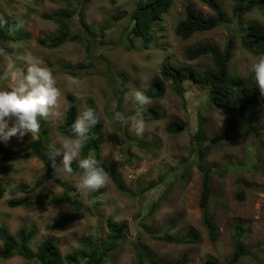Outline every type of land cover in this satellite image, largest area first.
I'll list each match as a JSON object with an SVG mask.
<instances>
[{
  "label": "rangeland",
  "instance_id": "rangeland-1",
  "mask_svg": "<svg viewBox=\"0 0 264 264\" xmlns=\"http://www.w3.org/2000/svg\"><path fill=\"white\" fill-rule=\"evenodd\" d=\"M139 1L117 0L112 5L108 0H90L83 5L80 16L75 13L69 18L72 32H83L89 42L87 39L68 41L58 48H45L37 43V39L53 36L58 24L44 18V14L61 8L77 10L79 0H0V14L18 23L30 34L28 39L4 43L5 50L0 52V74L13 63L17 67H24V58L29 56L39 59L54 71L60 97L58 105L46 120L49 149L53 144L59 146V142L66 137L57 130L65 117L66 95L71 94L77 100L78 115L87 108L86 100L91 99L102 128L99 158L105 164H113L118 180L128 191L120 192L115 182L107 176L103 204L93 206L89 194L80 192L81 211L85 216L55 230H47L46 225L61 214L72 213L74 210L68 204L12 208L6 203L9 196H4L0 198V224L5 225L11 233L21 226L35 227L37 233L30 244L32 249L42 239L52 237L61 252L65 253L76 247L80 235L92 232L104 237L107 232L106 219L111 218L117 222H129L127 241L109 253L104 264H136L130 244L135 239H139L157 259L172 261L186 253L187 264H202L207 258H215L217 264H225L231 252V227L234 222H241L246 227L243 239L245 245L264 244V110H254L245 117L240 116L238 111L220 113L209 103L204 85L186 80L184 97L181 98L166 82L165 93L146 106L142 115L145 131L143 135L137 136L128 124L115 122L112 118L113 106L115 111L125 116L134 115L135 112L133 105L124 99L117 105L122 82L118 71H123L127 77L125 94H130L134 89L145 91L151 79L160 74L162 61H168L173 68L184 62L200 68L209 66L211 59L208 56L186 61L184 49L203 41L213 42L223 48L226 40L233 35L235 48L229 68L233 72L245 74L259 57L242 48L240 34L251 22L257 21L264 26V15L255 8L239 18H233V3L220 0L228 13V21L183 41L174 34V27L183 17L185 3L194 2L196 8L205 15L211 12L198 0H174L163 19L154 25L149 47L143 48L139 39L127 34L131 24L130 13ZM115 15L120 17L114 18ZM80 18L93 33L99 32L101 25L110 23L102 37L104 44L98 43L99 37L87 35ZM87 43L90 45L89 56ZM60 63H93L89 69L92 73L73 77L60 70ZM94 68H98L99 73L94 72ZM6 84L7 81L0 80V88ZM150 107L158 112L157 119H147ZM198 118L204 124L206 146L193 149L191 136L197 128ZM171 120L178 121L182 129L168 133L165 127ZM251 124L261 135L251 130ZM218 134H222L223 138L216 144L209 143V139ZM28 137L32 138L30 133L22 138L14 136L0 144L15 150L23 147ZM200 151L204 165L215 171L225 170L223 176L211 174L212 195L208 209L217 225L213 243L207 239L198 206L201 176L195 159L199 160ZM57 159L60 160V157ZM44 171V164L36 157L10 163L0 161V181L4 185L30 183L41 177ZM76 174L65 179L74 185ZM241 189L244 191L242 200L237 198ZM61 191L58 185L41 181L35 193L54 195ZM160 195H164L161 200ZM154 203H157L154 211L145 217ZM174 218L178 219L177 226L168 229V221ZM188 226L199 231L201 239L198 243L175 245L154 240L145 232L149 229L159 233L181 234ZM0 264L28 262L13 256L0 259ZM241 264H264V251L254 258H243Z\"/></svg>",
  "mask_w": 264,
  "mask_h": 264
},
{
  "label": "trees",
  "instance_id": "trees-1",
  "mask_svg": "<svg viewBox=\"0 0 264 264\" xmlns=\"http://www.w3.org/2000/svg\"><path fill=\"white\" fill-rule=\"evenodd\" d=\"M37 1V0H36ZM90 0H79L80 6L77 10L58 9L50 14H44V18L53 20L58 24L57 32L49 38H38L37 43L45 48H58L68 41L86 40L87 36L83 32H72L69 18L75 13L81 15L82 7ZM114 5L117 0H108ZM174 0H141L130 13V26L127 34L140 40L143 48H148L153 39L154 25L163 19V15L170 9ZM201 4L207 6L210 14H203L198 10L192 1L185 3L183 7V17L179 19L174 27V34L181 40H189L194 34L208 32L228 21V13L220 0H198ZM233 3L231 14L233 18H239L252 9H258L264 15V0H230ZM120 16H114L118 18ZM87 35L99 37L98 43L104 44L102 37L104 31L110 27V23H105L99 27V32L93 33L89 26L80 18ZM30 34L21 28L18 23L10 21L0 14V52L4 51V43L8 40L16 41L28 39ZM87 42L88 39L86 40ZM240 45L250 54L256 57H264V26L257 22L247 24L240 34ZM235 48V37L231 35L225 42L223 48L210 41L199 42L193 46L184 49V58L186 61H195L201 57L208 56L211 64L205 67H197L187 62L181 63L177 68H173L168 61H162V69L158 76H154L148 88L144 91L150 98V101L160 98L166 91V82H169L177 94L184 97V82L191 80L205 86L209 103L220 113L231 114L235 111L240 116L245 117L254 110H264V95L257 88L253 74L250 70L245 74L233 72L229 68V61L233 56ZM86 50L90 55V45L87 43ZM90 64V62H89ZM93 65V63H91ZM91 65L77 63H60V70L73 76L92 73ZM94 72L99 73L98 68ZM52 73L54 71L52 70ZM122 78L121 89L117 105H120L124 99L127 90V77L123 71H118ZM67 108L63 122L57 126L58 132L64 136L72 135L70 129L73 121L78 116L77 100L71 94L66 95ZM87 108L98 112L94 102L91 99L86 100ZM150 115L147 119H157L158 112L149 108ZM180 123L171 120L166 124L168 133H176ZM101 122L90 129L89 139L80 152L79 158L93 155L98 166L101 167L107 176L115 182L116 187L122 193L128 192L124 185L118 180L113 164H105L99 158L101 149ZM251 130L256 135H261L253 124ZM204 124L201 118H198L197 128L191 136V146L193 149L204 148L206 146V137L204 136ZM49 149V130L46 120L41 121L40 133L34 139L27 138L23 147L15 150L8 149L0 144V161L10 163L17 160H25L30 157H36L45 166L44 174L31 181L30 183H20L18 185H4L0 181V198L9 196L6 203L9 207H24L28 205H39L50 207L54 204L66 203L74 211L69 214L57 216L50 224L46 225L47 230H55L65 225L81 219L85 214L81 211V193L77 192L68 180H59L53 175V169L50 166ZM199 160L195 159L199 170L200 194L198 197V206L201 214V223L207 234V239L213 243L216 239L217 225L209 212L208 205L211 200V174L223 176L225 170L215 171L209 166L204 165L201 160L203 154H198ZM78 158V159H79ZM57 162L59 160L56 158ZM73 170L76 174L79 172L76 162H73ZM162 179V177H159ZM41 181L54 183L61 187L62 191L54 195H40L35 193ZM152 186V184H151ZM7 193V195H5ZM105 187H101L95 192L88 193L93 206L103 204ZM142 193V192H141ZM21 194V196H18ZM164 195L159 196L161 200ZM237 198H244V191L241 189ZM157 203L151 205L146 212L145 217L152 214ZM178 219L174 218L168 221V229L177 226ZM129 222L114 221L111 218L106 219L107 232L104 237L99 233H89L80 235L77 239V245L70 251L62 253L57 243L52 237H46L39 241L35 248L30 244L35 240L37 229L35 227H18L11 233L7 227L0 224V259H8L18 256L28 262V264H104L109 253L115 251L120 245L127 241V230ZM146 234L154 239L175 245L196 244L200 241L201 235L197 229L188 226L181 234H169L167 232L159 233L155 230H145ZM246 227L241 222H234L231 227V252L225 264H241L245 257L254 258L264 251V244H255L247 246L244 243ZM130 244L136 256V264H187L188 255L182 253L178 258L172 261L154 258L141 243L139 239L131 240ZM202 264H217L215 258H207Z\"/></svg>",
  "mask_w": 264,
  "mask_h": 264
},
{
  "label": "clouds",
  "instance_id": "clouds-1",
  "mask_svg": "<svg viewBox=\"0 0 264 264\" xmlns=\"http://www.w3.org/2000/svg\"><path fill=\"white\" fill-rule=\"evenodd\" d=\"M250 72L260 93L264 95V57L251 64ZM0 80L7 81L0 88V142H7L14 136L22 138L29 133L32 138L37 137L41 121L49 118L60 97L52 70L39 59L29 56L24 58V67H17L14 63L8 65L0 74ZM124 100L133 105L134 115L125 116L115 111L113 106V120L128 124L137 136L143 135L145 124L142 115L150 98L144 91L134 89L130 94H125ZM98 122L99 117L94 109H84L71 125L72 135L60 141L59 146H51L50 166L57 179L63 180L73 175L72 165L76 162L79 172L73 186L77 192H95L107 180L106 173L98 166L94 156L78 159L89 139L90 129ZM57 157H60L59 162Z\"/></svg>",
  "mask_w": 264,
  "mask_h": 264
},
{
  "label": "water",
  "instance_id": "water-1",
  "mask_svg": "<svg viewBox=\"0 0 264 264\" xmlns=\"http://www.w3.org/2000/svg\"><path fill=\"white\" fill-rule=\"evenodd\" d=\"M178 131L182 129L181 126L177 127L176 128ZM223 138V135L222 134H218V135H214L213 137H211L209 139V143L211 144H216L217 142H219L221 139Z\"/></svg>",
  "mask_w": 264,
  "mask_h": 264
}]
</instances>
